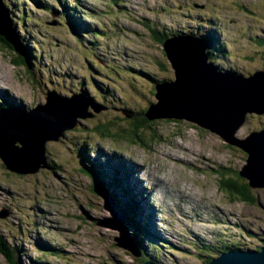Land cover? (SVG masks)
I'll list each match as a JSON object with an SVG mask.
<instances>
[{
	"label": "rangeland",
	"instance_id": "374dc122",
	"mask_svg": "<svg viewBox=\"0 0 264 264\" xmlns=\"http://www.w3.org/2000/svg\"><path fill=\"white\" fill-rule=\"evenodd\" d=\"M4 3L25 53L31 54L32 68L15 66L18 54L0 46V109L13 103L4 108L21 105L20 110L31 111L45 105L53 91L63 97L85 94L103 106L58 142L47 143L50 168L18 175L0 160V212H8L0 219V234L18 254V264H140L142 258L206 264L222 248L257 251L264 246V188L250 189L252 204L220 189V171L236 178L247 164L245 152L185 120H158L141 129L146 148L131 132L133 120L157 103L156 83L175 80L164 43L153 30L169 38L177 33L213 40L210 62L225 73L249 77L264 71V0ZM102 127L110 134L102 135ZM257 131H264V115L249 114L236 137L246 139ZM116 160H124L129 172L138 169L135 177L148 191L144 211L150 221L140 225L144 238L128 223L134 221L131 214L123 215L124 207L116 205L128 220L121 223L124 232L145 254L141 259L117 245L122 232L110 226L118 225L120 217L93 190L98 184L108 192L111 182L117 187ZM122 202L127 210H138ZM0 264H9L2 255Z\"/></svg>",
	"mask_w": 264,
	"mask_h": 264
},
{
	"label": "water",
	"instance_id": "95a60500",
	"mask_svg": "<svg viewBox=\"0 0 264 264\" xmlns=\"http://www.w3.org/2000/svg\"><path fill=\"white\" fill-rule=\"evenodd\" d=\"M0 36L32 68L4 0H0ZM163 49L175 80L156 85L157 103L150 105L145 118L151 122L185 120L218 135L247 154V164L240 176L248 181L250 188H264V181H259L264 177V131L253 132L246 139L236 137L249 114L264 115V71L249 77L221 71L210 62L208 43L194 35L170 38L164 42ZM47 95L46 104L31 111L0 109V160L7 170L18 175H32L50 168L47 143L58 142L65 132L75 129L80 119L93 117L103 108L84 94L63 97L53 91ZM93 190L119 216L111 194L99 185ZM6 216L8 212H0V219ZM120 220L118 225L110 226L122 232L116 239L117 245L140 258V250L123 230L124 219L120 217ZM209 264H264V246L257 251L224 252Z\"/></svg>",
	"mask_w": 264,
	"mask_h": 264
},
{
	"label": "trees",
	"instance_id": "16d2710c",
	"mask_svg": "<svg viewBox=\"0 0 264 264\" xmlns=\"http://www.w3.org/2000/svg\"><path fill=\"white\" fill-rule=\"evenodd\" d=\"M114 1H116V0H114ZM6 4V3H5ZM6 7H7V5H6ZM8 8V7H7ZM9 9V8H8ZM65 15V14H64ZM65 17L66 18H70V16H67V15H65ZM70 20V19H69ZM14 24V23H13ZM69 24H70V22H69ZM14 27H15V25H14ZM16 29V28H15ZM154 32V34L155 35H157L158 37H159V41L163 44L167 39H170L169 38V36L168 35H166V34H164L163 32H156L155 30H153ZM17 35L19 36V39L21 40V44H22V42H24V40L20 37V35L17 33ZM183 35V34H182ZM176 36H180L179 34H175V35H173V37H176ZM172 37V38H173ZM204 39H206L205 41L208 43V46H211L212 44H210L211 42H214L213 40H210V39H207V38H204ZM23 40V41H22ZM0 46H8L10 49H13L14 50V48L10 45V44H8L7 42H6V40L5 39H3V37L2 36H0ZM22 46H25V48H23L24 50L26 49L27 50V46L26 45H23L22 44ZM15 51V50H14ZM208 53L210 54L211 53V51H210V47H209V49H208ZM18 54V53H17ZM18 58H19V62H17V61H15L14 62V65L15 66H18V65H24L26 68H28V69H31V68H29V66L26 64V62H25V60H24V58L23 57H21L19 54H18ZM26 56H27V59H30L31 58V54L28 52V53H26ZM30 63V62H29ZM32 67V66H31ZM228 72H230V71H228ZM234 73V72H233ZM96 84V83H95ZM157 84H159V83H156V85ZM156 85H155V87H156ZM85 95V94H84ZM10 103H5V105L3 104V106L1 107V108H4V107H6L7 105L10 107V105H9ZM18 110V109H17ZM147 112V111H146ZM145 112V113H146ZM129 114H130V116H133V114L132 113H130L129 112ZM134 121V124H133V129L131 130V132L134 134V135H137L138 136V140H139V142H140V144H138L137 143V145L138 146H142L143 148H146V138H144V137H142V136H140L139 135V132H140V130L141 129H146L147 128V126L148 125H150L151 123H153L154 124V122H158V120L157 121H148L146 118H145V116L143 115V117L142 116H139V117H137L136 119H134L133 120ZM102 129V131H100L101 132V134L102 135H109L110 134V131H109V129H108V127H102L101 128ZM86 134V133H85ZM153 140H154V138H152ZM156 139H158V138H156ZM229 145V144H228ZM231 146V145H230ZM233 147V146H232ZM85 149H87L86 147H83V149L81 150V153L83 152V153H85L86 152V150ZM120 164H122V166H121V169H119L118 170V175H119V177H120V175H121V173H123V181L122 182H124L125 180H124V174L125 173H128V174H130V176H131V178H134V173H136L137 174V172H138V169H137V171L135 172V171H132V172H129V168L127 167V165H126V163L125 162H120ZM136 166V165H135ZM137 168H139V167H137ZM228 170H225L224 172L223 171H220V176H221V181H222V183H221V185H220V189L222 190V191H224L225 193H227V194H229V196L232 198V199H237V200H240V201H242V202H244V203H249V204H252V203H254V201H255V198L254 197H252V195H251V190L250 189H252V188H250V186H249V183H247L245 180H243L244 178H242L241 176H240V172L238 173H236V178H234V179H230V176H228V172H227ZM12 173H14V172H12ZM16 174V173H15ZM120 183H121V181H120ZM116 184H118L117 182H116ZM111 185L112 186H114L115 187V183L114 182H111ZM105 188H109V187H107V186H105V185H103ZM114 187L112 188V190L111 191H113L114 190ZM115 202H116V205H122L123 207H124V212H123V215H125L126 216V212H133L132 210H127V208L125 207V204L121 201V200H115ZM116 205H115V208H116ZM136 205V204H135ZM132 206V205H131ZM137 206V205H136ZM139 207H140V205H139ZM117 210V209H116ZM135 212V211H134ZM137 218V215H134V219H136ZM128 221V220H127ZM128 223L129 224H131L132 225V227H133V231L136 233V234H138V235H143V236H145V234H144V232H142V229L140 230V224H139V222H135V221H128ZM132 236V235H131ZM133 238V237H132ZM151 239V238H150ZM133 240L135 241V239L133 238ZM141 240V239H140ZM136 242V241H135ZM45 244V245H44ZM44 246L46 249H49V250H51V251H55L56 250V248L54 247V246H51V245H49L47 242H40V246ZM53 247V248H52ZM232 247H235V246H231V247H226V248H222V250H220V254H223L224 252H228V251H232L233 250V248ZM55 248V249H54ZM139 250H140V252H141V254L144 256L145 254L141 251V247L138 245V247H137ZM159 249L161 250V247H159ZM236 250H239V251H243V250H240V249H236ZM64 253H65V251H63ZM199 253H201V251H199ZM131 254V253H130ZM0 255H2L4 258H5V260L9 263V264H18V261H17V258H18V254L15 252V250L13 249V248H11L10 246H9V244H8V241L4 238V236H2L1 234H0ZM132 255V254H131ZM136 258V257H135ZM142 258V256L140 257V258H136V259H141ZM214 258H212V257H209V259L206 261V264H209L212 260H213ZM141 262H140V264H144V263H146V262H148L146 259H144V258H142L141 260H140ZM152 262H154V263H156V264H158L157 263V261L156 260H152ZM43 263V262H42ZM44 264V263H43Z\"/></svg>",
	"mask_w": 264,
	"mask_h": 264
},
{
	"label": "bare ground",
	"instance_id": "6f19581e",
	"mask_svg": "<svg viewBox=\"0 0 264 264\" xmlns=\"http://www.w3.org/2000/svg\"><path fill=\"white\" fill-rule=\"evenodd\" d=\"M3 91H5V90L3 89ZM5 92L6 93H4V94H6L8 96L10 101L13 100V101L16 102L15 98H13V96L11 97V93L7 92V90ZM11 105L15 106L13 103H11ZM17 107L22 109L21 105L17 106ZM18 111H19V109H18ZM115 158H118V156H116ZM117 161L118 160L115 161V163L117 165L114 164L115 167L113 169L115 171L116 182L118 183V185H117L116 188L114 187L113 191L110 190V194H111V196L113 197L114 200L130 201V205L136 204L137 207H138V210L136 212H134V211L133 212H126V216H128V213H129V214H131L132 218L134 219V215H137V218L134 219V221H136V222L139 221L142 224V226H143V225L147 224V222L150 221V220H148V215H146V213L144 211V206H145V202L144 201L146 200V203H147V199L145 198V194L148 191H145V189L141 190L142 187H144V186H143L141 181H138L136 179V177H135L136 173H134V178H131V176L129 174V178H127L124 182H122L123 181V173H121L120 177L118 175V170L121 169L122 164H120V162L117 163ZM122 162H124V160H122ZM136 166L139 167L138 165H136ZM136 166L134 165V167L137 169ZM120 181H121V183H120ZM125 184H127V186H125ZM142 192H143V194H142ZM133 193H134V197L135 198L132 195ZM140 196H142L143 198L141 199ZM139 205H140V207H139ZM146 207H147V205L145 206V208ZM41 212H44L45 214L47 213V211L44 210V209H42ZM220 212L222 214H224L221 211V209H220ZM153 219H154V216H153ZM150 230H151L152 233H157V232H154L152 228ZM158 235H160V237H163L166 240H169L167 236L162 235L161 231L158 232ZM133 253L135 254V251Z\"/></svg>",
	"mask_w": 264,
	"mask_h": 264
},
{
	"label": "clouds",
	"instance_id": "9594fccd",
	"mask_svg": "<svg viewBox=\"0 0 264 264\" xmlns=\"http://www.w3.org/2000/svg\"><path fill=\"white\" fill-rule=\"evenodd\" d=\"M14 109V108H13ZM98 185V184H97ZM95 186V185H94ZM100 186V185H99ZM104 187V186H103ZM104 189H105V187H104ZM107 192V191H106ZM109 193H110V191H108ZM114 202H115V200H114ZM142 236V238H144V236L143 235H141ZM136 246V245H135ZM137 247V246H136Z\"/></svg>",
	"mask_w": 264,
	"mask_h": 264
},
{
	"label": "flooded vegetation",
	"instance_id": "af4514ba",
	"mask_svg": "<svg viewBox=\"0 0 264 264\" xmlns=\"http://www.w3.org/2000/svg\"><path fill=\"white\" fill-rule=\"evenodd\" d=\"M210 47V46H209ZM86 96V95H85ZM87 97V96H86ZM87 98H89V97H87ZM91 99V98H90ZM13 106V105H12ZM15 107V106H14Z\"/></svg>",
	"mask_w": 264,
	"mask_h": 264
}]
</instances>
